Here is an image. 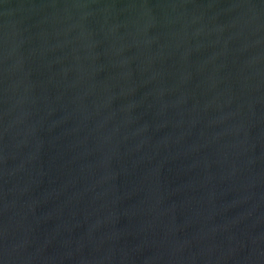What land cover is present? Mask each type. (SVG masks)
<instances>
[{"label": "water", "instance_id": "water-1", "mask_svg": "<svg viewBox=\"0 0 264 264\" xmlns=\"http://www.w3.org/2000/svg\"><path fill=\"white\" fill-rule=\"evenodd\" d=\"M0 264H264V0H0Z\"/></svg>", "mask_w": 264, "mask_h": 264}]
</instances>
